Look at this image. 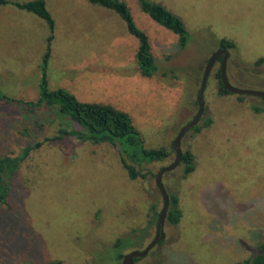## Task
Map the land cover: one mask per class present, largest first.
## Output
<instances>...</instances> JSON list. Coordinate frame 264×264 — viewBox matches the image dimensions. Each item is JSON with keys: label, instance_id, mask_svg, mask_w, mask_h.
I'll return each instance as SVG.
<instances>
[{"label": "rangeland", "instance_id": "rangeland-1", "mask_svg": "<svg viewBox=\"0 0 264 264\" xmlns=\"http://www.w3.org/2000/svg\"><path fill=\"white\" fill-rule=\"evenodd\" d=\"M45 1L56 23L49 89L126 113L147 149L170 156L132 180L117 148L63 135L77 125L57 108L29 105L40 98L50 29L32 13L0 6V92L23 102L0 100V159L33 147L0 204V264H122L120 254L143 251L156 236L164 205L156 175L176 159L174 141L199 111L205 69L223 39L236 44L231 85L264 92V0H151L185 23L183 49L138 0H121L150 38L152 77L142 74L140 41L116 12L89 0ZM220 68L218 61L211 71L198 126L213 123L181 144L196 156V170L163 178L179 196L182 220L166 223L163 243L137 264H240L264 246V98L222 96Z\"/></svg>", "mask_w": 264, "mask_h": 264}, {"label": "trees", "instance_id": "trees-1", "mask_svg": "<svg viewBox=\"0 0 264 264\" xmlns=\"http://www.w3.org/2000/svg\"><path fill=\"white\" fill-rule=\"evenodd\" d=\"M92 4L116 12L126 22L129 32L140 41V47L137 53V59L140 69L144 76L152 77L158 71L157 60L153 54L149 36L141 30L135 23L129 6L121 0H89ZM142 10L148 14L154 21L161 26L173 31L179 35L180 47L185 48L190 40V35L183 20L170 12L166 7L151 0H138ZM13 6L19 10L32 13L40 19L47 22L50 29L48 37V50L44 57L43 81L41 83V92L39 101L36 103H28L31 106L46 105L50 108H57V113H61L65 118L70 119L72 124H76L78 129L71 132L62 131L63 135L70 134L76 136L83 141H95L101 143H109L120 153L124 167L126 168L130 178L136 180L141 176L140 169L145 165L163 161L170 156V152L165 149L149 150L144 145V140L134 125L131 117L124 112L115 110L114 108L83 103L77 99L75 95L65 89L51 91L47 81V67L52 54V42L55 39L56 23L49 11L45 0H34L21 3L13 0H0V6ZM221 48L236 49V44L232 41L223 39ZM220 81L219 93L222 96L232 95L227 90L221 80V68L218 72ZM243 96V95H242ZM0 100L23 103L8 97L0 92ZM212 120H208L204 126H196L192 130L196 133L201 132L205 127L211 125ZM191 130V131H192ZM38 147L41 144L37 145ZM33 147H27L23 157H3L0 159V204L7 205L9 198V183L15 173L18 165L28 157ZM183 177H188L196 170V156L191 151H183L181 163L178 168ZM9 177L5 179L4 177ZM170 198L169 211L167 214V222L170 225L177 226L180 224L183 212L180 208L179 196L168 193ZM160 214H157V217ZM158 221V219H157ZM156 222V221H155ZM158 225V224H157ZM164 241V240H163ZM161 241L159 244H162ZM124 240L121 239L116 244V248L124 249ZM125 255H119V261ZM140 259H136L138 262ZM54 264H66L64 262H56ZM240 264H264V246L260 248L258 255L253 259Z\"/></svg>", "mask_w": 264, "mask_h": 264}, {"label": "water", "instance_id": "water-1", "mask_svg": "<svg viewBox=\"0 0 264 264\" xmlns=\"http://www.w3.org/2000/svg\"><path fill=\"white\" fill-rule=\"evenodd\" d=\"M230 55L231 54L228 49H221L218 52H216L211 57V59L208 61V64L205 69V74L203 77L202 86L200 88V91L198 93V98H197V102L199 105V111L196 114L195 118L180 130L178 136L176 137L174 141L173 149L176 153V159L174 163L170 165L169 167L162 169L156 175V185L163 197L164 205H163L162 211L159 216L157 232H156V236L154 240L143 251H132V252L125 254L122 264H137L134 261L135 259H141V258L148 256L149 253L156 248V246L160 243V241H162L165 238V226L167 222V214L169 211L170 198H169L168 191L165 187V184L163 182V178L166 173L174 171L180 165L182 155H183V150L181 147L182 140L188 132H190L194 127H196L200 123L201 118L204 115V112H205L204 94L207 88V83H208L211 71L215 63L217 62L218 58L220 56H223V61L221 63V80L229 92H231L232 94H236V95H249V96H256V97L264 98V92L256 91V90H248V89H239L231 85L228 79V74H227V63L230 58Z\"/></svg>", "mask_w": 264, "mask_h": 264}, {"label": "flooded vegetation", "instance_id": "flooded-vegetation-1", "mask_svg": "<svg viewBox=\"0 0 264 264\" xmlns=\"http://www.w3.org/2000/svg\"><path fill=\"white\" fill-rule=\"evenodd\" d=\"M218 61H219L220 63H222V61H223V56H220V57L218 58L217 62H218ZM156 232H157V231H156ZM164 239H165V238H164ZM164 239H163V240H164ZM163 240H162V241H163ZM160 242H161V241H160ZM158 245H159V244H158ZM123 258H124V257H123ZM122 261H123V259H122ZM134 261L136 262V259H135ZM136 263H137V262H136Z\"/></svg>", "mask_w": 264, "mask_h": 264}]
</instances>
